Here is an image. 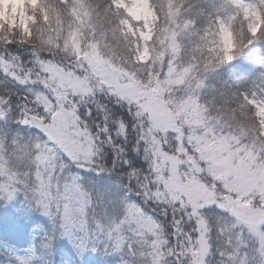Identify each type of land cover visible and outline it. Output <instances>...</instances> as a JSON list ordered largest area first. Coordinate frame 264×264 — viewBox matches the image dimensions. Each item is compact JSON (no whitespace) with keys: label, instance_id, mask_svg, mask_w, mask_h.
I'll return each mask as SVG.
<instances>
[{"label":"snow or ice","instance_id":"snow-or-ice-1","mask_svg":"<svg viewBox=\"0 0 264 264\" xmlns=\"http://www.w3.org/2000/svg\"><path fill=\"white\" fill-rule=\"evenodd\" d=\"M0 264H264V0H0Z\"/></svg>","mask_w":264,"mask_h":264}]
</instances>
